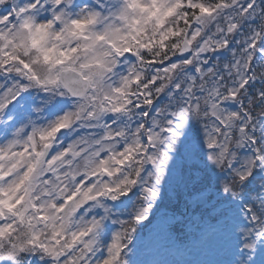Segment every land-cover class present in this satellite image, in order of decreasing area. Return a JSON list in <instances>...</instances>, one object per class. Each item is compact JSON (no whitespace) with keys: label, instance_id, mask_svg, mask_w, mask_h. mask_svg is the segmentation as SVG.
I'll return each mask as SVG.
<instances>
[{"label":"snow or ice","instance_id":"6c2138e0","mask_svg":"<svg viewBox=\"0 0 264 264\" xmlns=\"http://www.w3.org/2000/svg\"><path fill=\"white\" fill-rule=\"evenodd\" d=\"M0 264H264V0H0Z\"/></svg>","mask_w":264,"mask_h":264}]
</instances>
